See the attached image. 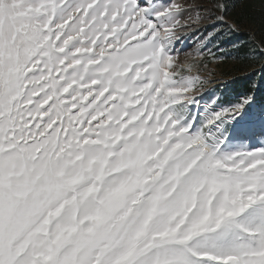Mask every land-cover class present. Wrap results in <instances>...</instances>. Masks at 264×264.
I'll return each instance as SVG.
<instances>
[{
    "label": "snow or ice",
    "instance_id": "1",
    "mask_svg": "<svg viewBox=\"0 0 264 264\" xmlns=\"http://www.w3.org/2000/svg\"><path fill=\"white\" fill-rule=\"evenodd\" d=\"M249 8L0 0V264H264V0ZM233 63L257 78L238 94L201 74Z\"/></svg>",
    "mask_w": 264,
    "mask_h": 264
},
{
    "label": "rangeland",
    "instance_id": "2",
    "mask_svg": "<svg viewBox=\"0 0 264 264\" xmlns=\"http://www.w3.org/2000/svg\"><path fill=\"white\" fill-rule=\"evenodd\" d=\"M159 3H167L168 0H158ZM176 2H184V0H176ZM203 27V26H202ZM243 29H241L242 31ZM198 35V33L195 30H190V31H186V32H182L181 36L184 37V41L181 45V47L183 48V54L179 57V60L181 62H185L186 60L190 59L189 58V53L194 51V47H195V39L196 36ZM238 39H242L241 37H238ZM255 67H259V64L255 65ZM237 69H242L243 71L238 72L237 76H245L247 75L248 77H250L252 80H256L257 78L255 77V74H249L253 69L252 68H242L241 65L239 64H229L225 69L221 70L219 68H217L215 65L209 64L208 68L206 70L202 69L201 70V74H204L205 71H213L216 73L215 77H212L213 79H219L220 75H221V71H227L230 73V82L229 84L237 77L234 76V73L237 72ZM192 74L195 75L196 74V70L193 69L192 70ZM262 83H264V81H262ZM226 87V88H222L219 85H213V87H216L218 89V91L222 92L225 95H234L231 92L230 86ZM263 89V94L264 95V87L261 88V91ZM203 103V101L201 102ZM253 143H255V141H253Z\"/></svg>",
    "mask_w": 264,
    "mask_h": 264
},
{
    "label": "trees",
    "instance_id": "3",
    "mask_svg": "<svg viewBox=\"0 0 264 264\" xmlns=\"http://www.w3.org/2000/svg\"><path fill=\"white\" fill-rule=\"evenodd\" d=\"M253 3L255 5L254 9H247V14H251L253 11H255V13L258 14L259 12V0H253ZM236 18L241 22V29H243L241 31V38L242 39H248V32L247 30L250 28V25L247 22L246 19V14H245V10L243 8H238L236 10ZM256 41L259 42V39L264 36V32L261 31V29L259 28V18L257 15V26H256ZM243 71L242 69L237 70L236 73H234V76H237L238 72ZM252 83V79L250 77H248L247 75L245 76H237L230 84V89L232 94H238L242 91L247 90ZM263 94V89L261 91L258 92V98L259 99H264V95Z\"/></svg>",
    "mask_w": 264,
    "mask_h": 264
}]
</instances>
